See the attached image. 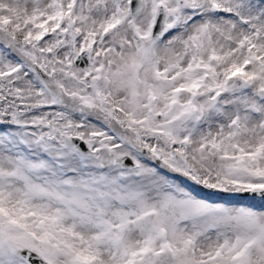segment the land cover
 Wrapping results in <instances>:
<instances>
[{
  "label": "snow or ice",
  "instance_id": "obj_1",
  "mask_svg": "<svg viewBox=\"0 0 264 264\" xmlns=\"http://www.w3.org/2000/svg\"><path fill=\"white\" fill-rule=\"evenodd\" d=\"M0 264H264V0H0Z\"/></svg>",
  "mask_w": 264,
  "mask_h": 264
}]
</instances>
